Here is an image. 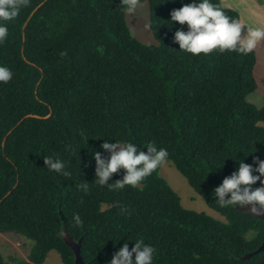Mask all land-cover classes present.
Returning a JSON list of instances; mask_svg holds the SVG:
<instances>
[{"label": "trees", "instance_id": "trees-1", "mask_svg": "<svg viewBox=\"0 0 264 264\" xmlns=\"http://www.w3.org/2000/svg\"><path fill=\"white\" fill-rule=\"evenodd\" d=\"M138 1L149 6L151 44L130 29L129 0H28L7 22L0 64L14 77L0 83V235L25 239L28 252L0 247V264H46L52 253L75 264L63 231L82 240L85 264H108L137 239L155 247L154 264H264V251L242 260L264 243V221L213 195L239 160L264 159V103L248 101L257 55L180 51L182 26L170 21L180 0ZM108 138L166 148L210 212L186 208L161 166L135 188L95 184L94 153ZM45 156L65 161L71 176L48 170Z\"/></svg>", "mask_w": 264, "mask_h": 264}, {"label": "clouds", "instance_id": "clouds-1", "mask_svg": "<svg viewBox=\"0 0 264 264\" xmlns=\"http://www.w3.org/2000/svg\"><path fill=\"white\" fill-rule=\"evenodd\" d=\"M175 2V0H173ZM181 8L171 12V22H179L182 27L174 34V42L180 51L193 56L209 55L214 51L221 53L230 51L239 54H250L264 42V28L246 27L238 19L228 16L221 4L213 0H191ZM28 0H0V44L9 36L8 21L13 20L21 7ZM134 6L136 0H129ZM129 7L128 11H132ZM187 25V31L183 26ZM14 73L8 66L0 64V83H8ZM100 147L104 152L96 151L95 181L99 186L109 190H123L126 186L138 187L146 177L160 167L168 158L166 148L149 143L144 151L132 141L106 139ZM104 153H107L105 155ZM46 168L65 177L71 176L65 161L52 156H45ZM124 170L121 179L112 180L113 174ZM259 182V186H256ZM88 182L79 187L88 191ZM255 186V187H254ZM215 201L220 207L248 209L252 214L264 215V159L255 157L253 164L238 161V167L231 175L226 176L222 183L213 190ZM77 225H82L78 215L74 217ZM130 249L125 242L114 254L108 264H154L156 249L144 239H137Z\"/></svg>", "mask_w": 264, "mask_h": 264}, {"label": "rangeland", "instance_id": "rangeland-1", "mask_svg": "<svg viewBox=\"0 0 264 264\" xmlns=\"http://www.w3.org/2000/svg\"><path fill=\"white\" fill-rule=\"evenodd\" d=\"M239 3V0H237ZM133 10L129 12L128 19L130 21V29L135 37L146 44L152 43V35L149 30V6L147 3H140L136 0ZM246 16L242 15L243 24L246 27H262L264 25V15L258 12L255 7L245 6ZM251 22V23H249ZM154 40V39H153ZM258 90L248 96V101L258 108L262 107L264 103V62H262L257 69ZM170 161H166L161 165L160 175L164 177L170 185L179 192L182 196L183 205L195 211H208L205 201L199 197L194 190L189 186L186 179L176 170ZM193 192V193H192ZM194 194V195H193ZM196 196V202H192L191 197ZM189 205V206H187ZM210 212V210L208 211ZM30 246V245H29ZM0 247L5 256L26 257L28 252V242L14 235H0ZM30 249V248H29ZM55 253H52L46 264H60Z\"/></svg>", "mask_w": 264, "mask_h": 264}, {"label": "crops", "instance_id": "crops-1", "mask_svg": "<svg viewBox=\"0 0 264 264\" xmlns=\"http://www.w3.org/2000/svg\"><path fill=\"white\" fill-rule=\"evenodd\" d=\"M223 5H225L227 8L232 9L236 11L239 14L240 22L243 24L242 15L246 16V9L245 6L248 7H255L258 9V12L260 14L264 15V0H239V3H237V0H221ZM251 23V22H249ZM252 24V23H251ZM251 27H254L252 24ZM264 28V25L261 27ZM256 55H257V65L255 70V75L257 73V69L260 66L262 59L264 62V42H261L256 49H254ZM257 79V76H256ZM258 82V80H257Z\"/></svg>", "mask_w": 264, "mask_h": 264}, {"label": "water", "instance_id": "water-1", "mask_svg": "<svg viewBox=\"0 0 264 264\" xmlns=\"http://www.w3.org/2000/svg\"><path fill=\"white\" fill-rule=\"evenodd\" d=\"M238 210L246 215L254 216L260 220L264 221V215H255L252 214L248 209H239ZM61 237L64 240V242L74 251L75 254V264H85L82 260L81 257V245H82V240L80 241H75L72 236L69 235L66 231H63L61 233ZM262 251H264V243L262 246L253 254L246 255L245 257H242V260H246L251 258L253 255L259 254Z\"/></svg>", "mask_w": 264, "mask_h": 264}]
</instances>
